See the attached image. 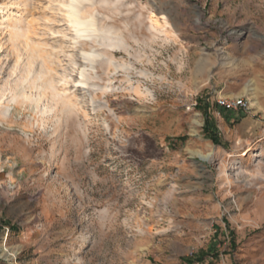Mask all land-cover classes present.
Masks as SVG:
<instances>
[{"label": "rangeland", "instance_id": "374dc122", "mask_svg": "<svg viewBox=\"0 0 264 264\" xmlns=\"http://www.w3.org/2000/svg\"><path fill=\"white\" fill-rule=\"evenodd\" d=\"M94 2L82 84L59 0H0V264H264V0ZM9 22L71 106L22 97Z\"/></svg>", "mask_w": 264, "mask_h": 264}, {"label": "bare ground", "instance_id": "6f19581e", "mask_svg": "<svg viewBox=\"0 0 264 264\" xmlns=\"http://www.w3.org/2000/svg\"><path fill=\"white\" fill-rule=\"evenodd\" d=\"M110 1L100 0V3L108 4V2ZM57 9L64 12V17L69 23L68 25H70V27L74 31V44L80 45L79 48L77 46V49L81 51L79 52L80 57L85 61V63H83L84 67L79 72L80 79L78 80V82L86 84V80L88 77V71L86 67L90 66L94 68V64L96 63L97 58L104 55L105 52L99 51L94 45L90 44L85 39H90L92 40V42L96 43L104 40L105 42L101 44H105L106 46L113 48L120 46L122 43L120 40H115L114 38L109 36L104 37L101 35L102 33L100 34L98 20L94 14V11L96 10V3L94 2V0H59ZM1 13L2 18L0 19V23L3 24L5 19L7 20V18L9 17V14L7 15V12L5 13V10H3ZM152 19L154 20L155 24L158 25L157 27H159V25L168 23L165 16H163L162 18L152 17ZM7 27L11 28V36L14 38V44L16 45L15 47L18 51L17 61L20 62V60L24 58V65L22 66L24 76L21 82L22 85L25 84V86L23 85L24 90L22 92V97L28 96L26 93V89H35L37 92L35 102L37 104H39V102L45 96L51 94L56 104H61L64 109L68 106H71V101L65 99L67 93H58L54 87V72L51 66L52 62L50 59L51 56H54L52 55L53 53L43 48V45L40 42H35L31 36L27 35L26 33L17 31L13 22L7 23ZM89 44V48H86V46ZM110 64L116 65L113 59L110 60ZM122 66L126 65L123 63ZM14 92L15 91L12 92L13 100L19 97L17 96L18 92L17 95Z\"/></svg>", "mask_w": 264, "mask_h": 264}, {"label": "built area", "instance_id": "2783aa9c", "mask_svg": "<svg viewBox=\"0 0 264 264\" xmlns=\"http://www.w3.org/2000/svg\"><path fill=\"white\" fill-rule=\"evenodd\" d=\"M219 105L226 110H235L245 105L242 98H221L218 100Z\"/></svg>", "mask_w": 264, "mask_h": 264}, {"label": "trees", "instance_id": "16d2710c", "mask_svg": "<svg viewBox=\"0 0 264 264\" xmlns=\"http://www.w3.org/2000/svg\"><path fill=\"white\" fill-rule=\"evenodd\" d=\"M213 139H214V140H216V141L218 140L216 136H214V138H213Z\"/></svg>", "mask_w": 264, "mask_h": 264}]
</instances>
